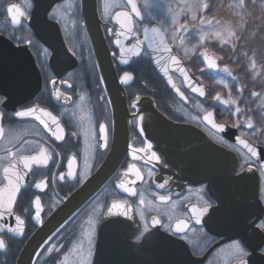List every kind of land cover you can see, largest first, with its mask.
I'll list each match as a JSON object with an SVG mask.
<instances>
[{
	"label": "flooded vegetation",
	"instance_id": "obj_1",
	"mask_svg": "<svg viewBox=\"0 0 264 264\" xmlns=\"http://www.w3.org/2000/svg\"><path fill=\"white\" fill-rule=\"evenodd\" d=\"M122 2V6L114 12L128 10L123 0ZM11 5H16L24 13L19 16V23L12 21V15H16L15 9L11 14L8 12ZM34 5V0H0V37L14 46H25L40 75L37 92L21 103L5 107L6 96L0 92V127L4 129V135L0 137V198L6 196L3 189L7 186V180L3 168L13 160L8 156L9 152L17 154L16 171L24 177L20 181V191L17 193L13 212H4L0 216V240L4 242V246L0 247V264H16L21 248L36 227L98 168L109 153L115 136L113 111L92 58L80 17L79 0H59L47 12V18L57 23L61 38L70 53L58 54L53 59L52 50L37 37L30 26ZM138 7L140 18L132 16L133 30L137 34L143 24H150L146 21V12L139 1ZM97 9L115 73L126 98V149L118 167L99 191L51 236L53 238L58 232H62L61 248L57 252L60 254L61 264H67V257L75 248L79 258L86 264H92L97 225L103 210L112 200L126 202L133 208L139 221V229L132 238L135 242L151 228L150 220L155 218L160 220L159 228L162 231L186 243L196 260L194 264H264V154L251 155L204 124L201 121L202 114L195 121H179L169 117L157 107L154 96L148 95L153 99L157 110L169 119L195 125L214 143L232 151L236 155L235 173L247 174L249 182H256L258 202L240 204L241 208L246 209V212L239 214L241 219L219 226L211 222L210 209L216 206V201L206 191L205 183L185 184L176 190L157 186L153 182V177L158 172L154 165L155 157L152 156L153 151L148 147L150 144L141 128V114L131 105L133 97L147 95L139 94L137 87L135 88L136 74L140 70L143 75L140 85L146 90V61L143 62L142 58L147 55V50L142 45L136 57L129 60L125 56L121 57L115 40L118 37L122 39V36L111 22L114 12L109 21H105L98 0ZM134 41L135 37H131L124 44L129 46ZM125 74L131 76V79L125 81ZM171 76L176 85L183 89L180 79L174 73ZM178 80L181 86L177 83ZM28 109H43L55 116L63 129L64 139L55 138L52 133L57 131V127L43 112L16 115ZM36 115L44 119L50 128L45 129L35 120ZM215 119L224 122L216 117ZM101 125L106 129V147L105 132L101 131ZM237 132L247 137L238 129ZM13 134L17 139H12ZM251 141L264 149L261 143ZM42 147L46 149L45 155L49 156L47 164H34L31 169H25L19 163L18 158L22 156L40 157ZM72 157H75V162L69 167ZM130 165H135V168L130 170ZM137 169L141 172L142 179H137ZM61 174L63 179L60 178ZM133 180L136 181L134 185L129 183ZM37 183L41 187L37 188ZM120 183L135 188L136 194L119 187ZM141 195L145 200L143 205L140 204ZM162 195L169 197V200H159L158 197ZM36 197L40 198L39 208L35 204ZM97 205L99 212L95 217L92 207ZM194 207L197 212L193 211ZM205 207L207 211H200ZM16 216L21 217L23 224L16 221ZM82 220L92 221V224H89V230L85 227L79 236L77 232ZM181 220L186 227L182 226L183 230L178 231L176 225ZM75 237L79 240L75 241ZM48 241L37 252L32 264H53L44 253Z\"/></svg>",
	"mask_w": 264,
	"mask_h": 264
},
{
	"label": "water",
	"instance_id": "obj_2",
	"mask_svg": "<svg viewBox=\"0 0 264 264\" xmlns=\"http://www.w3.org/2000/svg\"><path fill=\"white\" fill-rule=\"evenodd\" d=\"M57 1L59 0H34L35 5L29 20L37 37L52 50V59L58 54H70L61 38L57 23L47 18L48 10ZM123 1L128 10H117L111 17V22L117 27V33L122 36V39H117L119 44L115 40L120 56H125L127 60L136 57L135 53H140L144 45L156 72L178 99L187 102L185 94L176 85L171 73L180 78L186 91L204 98L205 94L201 96L199 92L193 91V88H202L205 93L203 84L187 69L182 58L167 40L161 26L157 23L143 24L137 34L133 30L132 16L140 18V14L136 15L132 11V4L128 3V0ZM133 3L140 13L137 0H133ZM79 12L92 58L113 111L114 141L98 168L36 227L21 248L16 264H32L37 252L49 238L109 179L126 149V98L102 31L97 0H79ZM120 12L129 15L127 18L117 17ZM131 37H135V41L125 46V40ZM137 41H140L139 49L136 47ZM165 48L168 51H165ZM161 56L165 59L157 63ZM171 57L176 60L173 61ZM200 57L208 71L217 70V58L212 54L204 51ZM165 67L168 69L167 74L163 71ZM180 69L184 71L181 72ZM39 86L40 75L26 47L14 46L7 39L0 37V92L6 96L4 106L9 108L27 100L37 92ZM131 105L141 114L140 123L144 136L156 154L154 165L158 172L154 175L153 182L157 186L163 184L165 188L176 190L185 184L205 183L206 191L216 201V206L210 209L211 222L219 226L241 219L239 214L246 212V209L241 208L240 204L258 202L256 182H249L247 174L244 176L235 173L236 155L232 151L214 143L195 125L169 119L157 110L153 99L148 95L133 97ZM208 112L213 113L211 122L204 119ZM201 121L250 153L240 143V140L246 141L256 152L253 156L264 154L262 146L240 135L235 127L217 121L213 110L204 112ZM213 124L217 127H213ZM221 125L222 128L219 127ZM114 202L121 206L112 207ZM153 220H150L151 228L135 242L132 238L139 229V221L133 208L120 200L110 201L97 225L92 264H194L196 260L186 243L162 231L159 224Z\"/></svg>",
	"mask_w": 264,
	"mask_h": 264
},
{
	"label": "trees",
	"instance_id": "obj_3",
	"mask_svg": "<svg viewBox=\"0 0 264 264\" xmlns=\"http://www.w3.org/2000/svg\"><path fill=\"white\" fill-rule=\"evenodd\" d=\"M194 2L200 7H191ZM205 3L207 8L202 7ZM160 8V12L147 17L146 21L158 23L164 29L176 53L203 84V100L214 110L215 117L239 129L243 127L241 117H249L254 120L256 131L248 129L247 132L250 136L264 139V0H244V7H240L239 0H166ZM193 12L196 13L195 20ZM201 18L210 20L211 24H202ZM229 29L235 35L229 36ZM217 31L221 32L220 37L215 36ZM201 49L218 57L216 72L199 71L194 67V64H201L197 56ZM143 60L146 61V90L140 85L143 75L138 70L136 91L154 96L157 107L169 117L192 121L184 114H174L169 109L168 102L179 100L155 71L149 56L144 55ZM177 83L181 86L179 80ZM253 92L257 95H252ZM217 94L219 100L215 98ZM190 98L187 104L179 102L188 105L192 103ZM226 100H235L236 103L225 104Z\"/></svg>",
	"mask_w": 264,
	"mask_h": 264
},
{
	"label": "snow or ice",
	"instance_id": "obj_4",
	"mask_svg": "<svg viewBox=\"0 0 264 264\" xmlns=\"http://www.w3.org/2000/svg\"><path fill=\"white\" fill-rule=\"evenodd\" d=\"M240 2V7H244V0H239ZM128 3L132 4V11L136 13V15H139L140 13L137 11V8H136V5L135 3H133V0H128ZM106 9L108 7V5L105 6ZM191 7L195 8V7H200L199 4L197 3H193L191 5ZM203 8H207L208 5L205 3L203 4L202 6ZM15 9V12H16V15H12V21L14 23H19V16H22L24 13L22 11H20V9L16 6V5H11L9 8H8V12L11 14L13 12V10ZM128 13L126 12H120V13H117V17H120V16H123L125 18L128 17ZM192 18L193 20L196 19V13L193 12L192 14ZM202 24L203 23H209L211 24V21L210 20H205L204 18H201V21H200ZM217 24L220 23V21H216ZM183 27V26H182ZM153 31H155V29H153ZM228 35L229 36H233L235 35L234 32H232L230 29L228 30ZM215 36L217 37H220L221 36V32L220 31H217L215 32ZM145 38H147V29H145ZM203 38V37H202ZM117 44L120 43L119 40L116 41ZM136 47L139 49L140 47V41H137L136 43ZM165 51H168L167 48H165ZM121 52H123V50H121ZM136 55H139V52L135 53ZM207 58V57H205ZM165 59L164 56H161L160 57V60L157 61V63H160V61H163ZM171 59L173 61L176 60L175 57H171ZM178 63V61H177ZM212 66L214 67L215 64L213 63ZM253 66H254V62H253ZM163 71L165 72V74H167L168 72V69L165 67L163 68ZM181 72H183L184 70L183 69H180ZM225 71H227V69H225ZM186 75V74H185ZM131 79V76H129L128 74H125V81L126 80H130ZM169 80H171V77H169ZM179 91V90H178ZM193 91H196V92H199L201 96H203L205 93L204 91L202 90V88H193ZM59 95V93H58ZM181 95H183V93H181ZM252 95H257V93L253 92ZM217 100L220 99L219 97V94H217V96L215 97ZM84 97L82 96L81 97V100H83ZM225 104H235L236 101L235 100H231V101H224ZM36 111H40V112H43V114L47 117H50L51 118V121L53 124L56 125L57 127V131L56 132H53L52 134L55 136V138L57 140H63L64 139V136H63V129L59 126L58 122H57V118L55 116H53L50 112H46L45 110L43 109H28L26 112H18L16 113V115L18 116H24V115H31L32 113L36 112ZM236 111L239 112L240 109L237 107L236 108ZM213 116V113L212 112H208L206 114V116L204 117V119L206 120H209L211 122V117ZM35 120L39 121V123L41 125H43V127L45 129H49L50 126L49 124L44 120V119H41V117L39 115H36L35 117ZM101 131L102 132H105V136H104V146L106 147L107 146V135H106V129H105V126L101 125ZM213 127H217V125L213 124ZM219 127H223L222 125L219 126ZM248 127L249 128H252L253 125L251 122L248 123ZM4 135V129L2 127H0V137H2ZM12 139L15 140L17 139V136L15 134L12 135ZM10 143L12 141H9ZM240 143L242 145H244L245 148H247V150L252 154V155H256V152L254 150V148L249 145L246 141L244 140H240ZM149 148H151V145L148 146ZM40 153H41V156L40 157H37L36 155H32V156H22V157H19L18 158V161L19 163H22L23 164V167L25 169H31L33 167L34 164L36 165H40V164H47L48 161H49V156L48 155H45L46 153V149H44L43 147L40 149ZM155 153H152V156L155 157ZM8 156L12 157L13 160L12 162L10 163L9 166H6L3 168V172L5 174V179L7 180V186L5 187V189H3V191L6 193V196L5 197H2L0 198V209H2L3 211L0 212V216L3 215L4 212H8V213H12L13 212V205L17 199V193L20 191V181L23 180V176L18 172L16 171V167H17V154L16 153H13V152H9L8 153ZM158 159V157H157ZM75 162V157H72L70 158L69 160V167L72 166V164ZM132 168H135V165H130L129 166V169L131 170ZM127 174V173H126ZM69 175H72V172H69ZM135 175L137 177V179H142V175H141V172L139 171V169L136 170L135 172ZM61 179L64 178L63 174H61ZM130 184H135L136 181L133 180V181H130L129 182ZM36 187L39 188L41 187V184L40 183H37L36 184ZM119 187L121 188H124L125 191H128L132 194H136V190L135 188L133 187H126L124 183H120L119 184ZM161 188L164 187L163 184L160 185ZM159 200L161 201H167L169 200V197L167 196H159L158 197ZM40 198L39 197H36L35 198V204L36 206L39 208L40 206ZM145 203V200H144V197L143 195H141V199H140V204L143 205ZM121 205L119 203H116L114 202L112 207L116 208V207H120ZM109 211H111V209H109ZM193 211L194 212H197V209L194 207L193 208ZM200 211H207V208H203L201 209ZM37 219H39V214H37ZM16 221L20 224H23V221L21 220V217L20 216H16ZM154 223L156 224H159L160 223V220L159 219H155L153 220ZM91 223V221H90ZM186 227V224L184 221H178L177 222V225H176V228L178 231H182L183 230V227ZM12 231H16V229H12ZM4 246V242L2 240H0V247H3ZM82 247V245H81ZM49 251H52V249H49Z\"/></svg>",
	"mask_w": 264,
	"mask_h": 264
},
{
	"label": "rangeland",
	"instance_id": "obj_5",
	"mask_svg": "<svg viewBox=\"0 0 264 264\" xmlns=\"http://www.w3.org/2000/svg\"><path fill=\"white\" fill-rule=\"evenodd\" d=\"M138 1L140 2L143 11L146 12V18L147 17L151 18V16H154L157 13V11L160 12V10L162 9L160 7L164 4V2L166 0H138ZM122 4H123L122 0H98V5H99V8H100V12H101V14L103 16V19L105 21H109V19L111 17V14L114 12V10L118 9L119 7H121ZM106 5H108L107 9L105 7ZM204 51L209 52L215 58H217V66H218V57L215 54H213V52H211V51H208L206 49H203V50L201 49L197 53V56L199 57V60H200L201 64H198V65L194 64V67L196 68V70H199V71L201 70V71H206V72H210V73L216 72L217 70L214 71V72L208 71L206 69L205 65L203 64L202 59L200 57V54L202 52H204ZM147 55H148V53H147ZM217 69H218V67H217ZM186 93L188 95L187 96L188 99L190 98L191 95H193V94H191V93H189L188 91L185 90V94ZM193 96H195V95H193ZM190 99L192 100V103H190L188 105H181L180 102H182V103H184V102L181 101L180 99H178L180 102L179 101L178 102H174V103H172L171 101L168 102V107H169L170 110H172V112H174V114L182 113L185 116H187V118H189L190 120H193V121L198 120L199 114H203L207 110H213V109H211V108H209L207 106L206 101L203 100L204 98H200V99H196L195 98L194 99V97H192ZM184 104H187V103H184ZM213 112H214V110H213ZM240 120L243 122V127H241L239 129L236 126H233V125H231V126L236 127L239 130V132H241L242 134L247 136L245 138H247L249 141L253 140V141L259 142L258 140H260L259 143L264 145V139H260V138L258 139V137L255 138L253 136H250L249 132H247L248 129L256 131V128L254 126V123H255L254 120L252 121L249 117L246 118L245 116L241 117ZM249 122L252 123V125H253L252 128L248 127V123ZM257 132L259 133V131H257ZM261 141H263V143ZM92 208H93L92 214L93 215L95 214V217H96V215H98V212H99V207L97 205V206L92 207ZM89 224H90L89 221L84 222L82 220L81 226H79V228H78L79 232H77V235H79V236L82 235V231H83V229H85V227H86V229L89 230L90 229L89 228ZM91 224H92V221H91ZM93 226H94V222H93ZM91 227H92V225H91ZM93 229H94V227H93ZM91 232H92V230H91ZM61 233L62 232H60V233L58 232V234H56V236L51 238V240H49L48 244L46 245L47 247L44 248V253H46V256L48 257L47 260L50 261V263H53V264H61L60 254L57 253L60 250V248H61ZM78 240H79V238L75 237V241H78ZM49 249H52V251H49ZM49 252H51V253L49 255H47V253H49ZM53 253H55L54 256L52 255ZM67 264H86V262L78 257V255L76 254V248H75L74 252L68 255Z\"/></svg>",
	"mask_w": 264,
	"mask_h": 264
}]
</instances>
